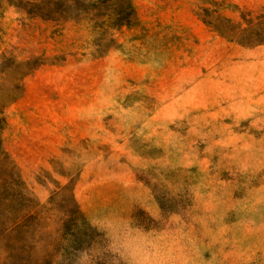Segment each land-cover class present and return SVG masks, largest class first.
<instances>
[{"label":"rangeland","instance_id":"rangeland-1","mask_svg":"<svg viewBox=\"0 0 264 264\" xmlns=\"http://www.w3.org/2000/svg\"><path fill=\"white\" fill-rule=\"evenodd\" d=\"M43 1L0 0V264H264V0Z\"/></svg>","mask_w":264,"mask_h":264},{"label":"trees","instance_id":"trees-1","mask_svg":"<svg viewBox=\"0 0 264 264\" xmlns=\"http://www.w3.org/2000/svg\"><path fill=\"white\" fill-rule=\"evenodd\" d=\"M110 2V5L108 3ZM33 4V3H32ZM38 16L46 19L85 22L90 27L104 30L110 27H131L137 22L132 0H44ZM255 30L264 33V15L258 17ZM264 44V37H257L250 45Z\"/></svg>","mask_w":264,"mask_h":264}]
</instances>
